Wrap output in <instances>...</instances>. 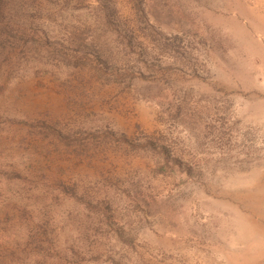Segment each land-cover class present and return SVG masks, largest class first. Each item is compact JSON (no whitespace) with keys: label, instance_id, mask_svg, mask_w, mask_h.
<instances>
[{"label":"rangeland","instance_id":"1","mask_svg":"<svg viewBox=\"0 0 264 264\" xmlns=\"http://www.w3.org/2000/svg\"><path fill=\"white\" fill-rule=\"evenodd\" d=\"M74 2L37 29L81 37L79 65L37 62L0 98L1 120L37 122L0 131V184L27 212L0 264L252 258L264 246L235 243L234 211L264 182V0Z\"/></svg>","mask_w":264,"mask_h":264},{"label":"trees","instance_id":"2","mask_svg":"<svg viewBox=\"0 0 264 264\" xmlns=\"http://www.w3.org/2000/svg\"><path fill=\"white\" fill-rule=\"evenodd\" d=\"M75 3L74 0H0V98L6 94L10 84L24 69L31 67L37 69V62L42 63L45 59L68 61L74 58L76 65H79L82 58L79 55L73 57L72 53L67 52L69 50L80 52L81 46H86L81 37L72 38L67 46L65 43L58 44L59 42L53 40L46 30L40 34L37 29L39 20L46 18L54 20L58 14L64 18L65 22L71 15L70 10L74 9V6H80ZM103 5L101 3L100 6ZM0 131L8 132L5 139H14L22 131L35 135L37 122L12 119L7 116L4 121H0ZM58 135L64 141L67 139L66 135L61 133ZM4 174L7 175V180L19 184L22 190L28 191L33 188V182L20 173L5 171ZM7 189H9L7 184L2 183L0 186V242L4 237L10 239L11 226L15 227L19 221L24 222L27 216L25 208L15 212L10 211V203L5 199Z\"/></svg>","mask_w":264,"mask_h":264},{"label":"bare ground","instance_id":"3","mask_svg":"<svg viewBox=\"0 0 264 264\" xmlns=\"http://www.w3.org/2000/svg\"><path fill=\"white\" fill-rule=\"evenodd\" d=\"M260 177L261 179H264V175H261ZM256 186L257 187L255 189H253L252 187V189H250L246 193L247 196L244 195L243 198L244 202L242 203L244 209L240 211L238 210L234 211L236 215V223L239 227L238 235L237 238L235 239V243L237 244L238 243L249 244L254 242V244L262 243V245L264 246V182H261L260 185H256ZM244 263L264 264V247L260 248V250L257 251L256 254L248 260L241 262L231 261L228 264H244Z\"/></svg>","mask_w":264,"mask_h":264}]
</instances>
